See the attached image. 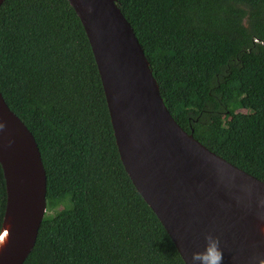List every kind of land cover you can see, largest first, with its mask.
Returning a JSON list of instances; mask_svg holds the SVG:
<instances>
[{
    "label": "trees",
    "instance_id": "1",
    "mask_svg": "<svg viewBox=\"0 0 264 264\" xmlns=\"http://www.w3.org/2000/svg\"><path fill=\"white\" fill-rule=\"evenodd\" d=\"M115 1L176 122L264 182V0ZM0 93L46 173V212L22 264H184L120 161L67 0L2 1ZM5 202L0 165V228Z\"/></svg>",
    "mask_w": 264,
    "mask_h": 264
},
{
    "label": "water",
    "instance_id": "2",
    "mask_svg": "<svg viewBox=\"0 0 264 264\" xmlns=\"http://www.w3.org/2000/svg\"><path fill=\"white\" fill-rule=\"evenodd\" d=\"M67 1L93 54L120 161L184 264L203 251L205 234L219 237L222 264L264 259V182L176 122L115 0ZM0 165L6 191L0 264H22L46 212V173L33 135L1 93Z\"/></svg>",
    "mask_w": 264,
    "mask_h": 264
},
{
    "label": "clouds",
    "instance_id": "3",
    "mask_svg": "<svg viewBox=\"0 0 264 264\" xmlns=\"http://www.w3.org/2000/svg\"><path fill=\"white\" fill-rule=\"evenodd\" d=\"M260 205L264 206V198L260 200ZM264 219V216L261 217ZM264 232V229H261ZM203 251H194L190 255V264H222L223 253L220 247L219 237L212 234H205ZM189 264V261H185ZM257 264H264V259H261Z\"/></svg>",
    "mask_w": 264,
    "mask_h": 264
}]
</instances>
